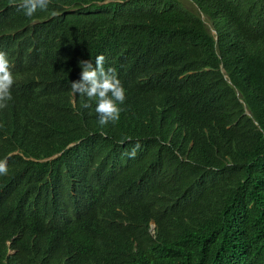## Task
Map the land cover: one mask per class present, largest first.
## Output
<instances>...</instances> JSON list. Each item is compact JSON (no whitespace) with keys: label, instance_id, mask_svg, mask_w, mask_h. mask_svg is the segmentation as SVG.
Wrapping results in <instances>:
<instances>
[{"label":"trees","instance_id":"trees-1","mask_svg":"<svg viewBox=\"0 0 264 264\" xmlns=\"http://www.w3.org/2000/svg\"><path fill=\"white\" fill-rule=\"evenodd\" d=\"M17 3L0 0V48L23 65L0 264H264V0ZM96 53L126 89L103 127L57 86Z\"/></svg>","mask_w":264,"mask_h":264},{"label":"clouds","instance_id":"clouds-1","mask_svg":"<svg viewBox=\"0 0 264 264\" xmlns=\"http://www.w3.org/2000/svg\"><path fill=\"white\" fill-rule=\"evenodd\" d=\"M50 3L51 0H19L15 7L22 11L26 18H32L38 10H47ZM104 61L105 57L98 53L88 57H78L70 77L57 85L69 91L73 103L78 96L84 98V108L92 107L90 102H94L97 122L101 127L110 123L114 124L120 119V114L123 111L122 105L126 100V89L118 78L116 69L112 67L106 69ZM22 67L23 65L16 63L10 49L0 48V127L2 128L10 119L3 109L12 99L14 75ZM15 108L19 107L16 106ZM27 109L30 108L25 107L22 113ZM73 145L70 144L67 148ZM139 147L140 145L137 143L125 154L129 158H135ZM56 157L58 155H54L49 160ZM7 173V159H0V175H6Z\"/></svg>","mask_w":264,"mask_h":264},{"label":"water","instance_id":"water-1","mask_svg":"<svg viewBox=\"0 0 264 264\" xmlns=\"http://www.w3.org/2000/svg\"><path fill=\"white\" fill-rule=\"evenodd\" d=\"M213 33L215 34V31H213ZM215 40H217V35H215ZM225 78H226V76H225ZM229 83H230V81H228ZM245 109V108H244ZM245 114L246 115H249V113L245 110Z\"/></svg>","mask_w":264,"mask_h":264}]
</instances>
